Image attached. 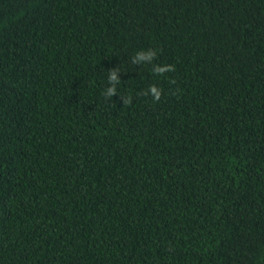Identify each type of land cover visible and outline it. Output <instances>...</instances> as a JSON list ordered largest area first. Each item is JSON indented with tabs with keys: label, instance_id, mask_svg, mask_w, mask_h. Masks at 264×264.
I'll return each instance as SVG.
<instances>
[{
	"label": "trees",
	"instance_id": "trees-1",
	"mask_svg": "<svg viewBox=\"0 0 264 264\" xmlns=\"http://www.w3.org/2000/svg\"><path fill=\"white\" fill-rule=\"evenodd\" d=\"M0 264H264V0H0Z\"/></svg>",
	"mask_w": 264,
	"mask_h": 264
},
{
	"label": "clouds",
	"instance_id": "clouds-1",
	"mask_svg": "<svg viewBox=\"0 0 264 264\" xmlns=\"http://www.w3.org/2000/svg\"><path fill=\"white\" fill-rule=\"evenodd\" d=\"M155 55V53L151 50L148 51H141V50H137L135 53L136 56V60L139 61H143V60H152L153 56ZM155 70L156 72H166V71H171V66L169 65H157L155 66ZM112 79L115 81L116 80V73L113 72L112 73ZM112 92H114V88L109 89V94H111ZM149 92L150 94L153 96V98L155 100H158L160 97V89H158L155 85L150 86L149 88Z\"/></svg>",
	"mask_w": 264,
	"mask_h": 264
}]
</instances>
